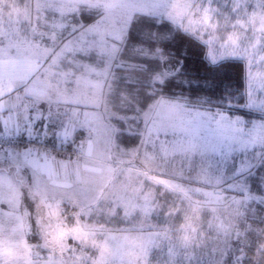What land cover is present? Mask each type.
<instances>
[{
    "label": "snow or ice",
    "instance_id": "6c2138e0",
    "mask_svg": "<svg viewBox=\"0 0 264 264\" xmlns=\"http://www.w3.org/2000/svg\"><path fill=\"white\" fill-rule=\"evenodd\" d=\"M0 264H264V0H0Z\"/></svg>",
    "mask_w": 264,
    "mask_h": 264
},
{
    "label": "trees",
    "instance_id": "16d2710c",
    "mask_svg": "<svg viewBox=\"0 0 264 264\" xmlns=\"http://www.w3.org/2000/svg\"><path fill=\"white\" fill-rule=\"evenodd\" d=\"M200 74L203 75L204 73L201 72ZM227 75L229 76V78H231V80H232L233 83L235 84V82H236L237 79L239 78V70L236 69V68H234V67H233V68H230V69L228 70Z\"/></svg>",
    "mask_w": 264,
    "mask_h": 264
}]
</instances>
